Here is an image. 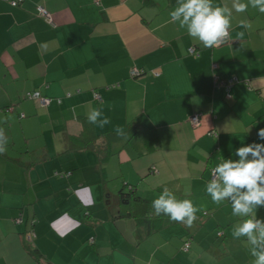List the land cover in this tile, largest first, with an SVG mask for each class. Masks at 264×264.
I'll list each match as a JSON object with an SVG mask.
<instances>
[{
	"label": "crops",
	"instance_id": "1",
	"mask_svg": "<svg viewBox=\"0 0 264 264\" xmlns=\"http://www.w3.org/2000/svg\"><path fill=\"white\" fill-rule=\"evenodd\" d=\"M12 1L0 0V264H253L256 246L233 231L253 212L264 222V205L233 215L206 185L221 157L264 144V13L233 10L229 41L205 48L171 21L176 0ZM92 108L111 123H89ZM127 125L130 136L106 139ZM125 184L150 201L165 188L190 199L197 219L151 215L154 230L117 219Z\"/></svg>",
	"mask_w": 264,
	"mask_h": 264
},
{
	"label": "clouds",
	"instance_id": "2",
	"mask_svg": "<svg viewBox=\"0 0 264 264\" xmlns=\"http://www.w3.org/2000/svg\"><path fill=\"white\" fill-rule=\"evenodd\" d=\"M258 9L264 13V0H231V7L227 4L214 5L213 0H176L175 8L169 13L172 22H178L179 27L186 29L187 34L198 40L205 48L220 47L229 41L232 27L233 10L238 13L247 11L248 7ZM241 26L250 28L251 25L242 21ZM244 33H237L243 37ZM97 94V93H95ZM89 123L103 128L111 123L108 117L103 116L102 110L92 108L87 113ZM115 133L124 136L125 130L115 126ZM260 140H264V128L257 132ZM7 137L4 129L0 128V154L6 151ZM264 144L253 142L241 146L236 150L240 157L238 161L220 159L222 163L212 169L215 179L207 182L206 192L212 201L220 205L225 198H231L232 214L246 216L257 205H264ZM251 154V159H249ZM246 189V191H241ZM235 193V195H234ZM155 215L161 214L169 217L171 221L191 226L197 219L195 207L190 199H177L172 191L165 188L156 199L152 201ZM259 230V241L253 233ZM247 236L249 242L256 246L252 249V256L256 257L253 264H264V222L253 218L243 220L233 231V237ZM257 248L260 250L257 251Z\"/></svg>",
	"mask_w": 264,
	"mask_h": 264
},
{
	"label": "trees",
	"instance_id": "3",
	"mask_svg": "<svg viewBox=\"0 0 264 264\" xmlns=\"http://www.w3.org/2000/svg\"><path fill=\"white\" fill-rule=\"evenodd\" d=\"M35 14H36V12H35ZM193 52H196V51L193 50V48H189L188 49V53L193 54ZM133 70H135V69H133ZM133 70L130 72L131 76H138V75L140 76L138 70L136 71V74L133 75L132 74ZM232 80H234V79H232ZM228 82H225L226 85L220 83V84H217V86H219V85H223L224 86L225 85V87H229L230 85L233 84V82H232L229 85ZM42 97H46V96H42ZM46 98L50 99V102H51V100H52L51 98H49V97H46ZM132 130H133L132 125H129V126L127 125V127L125 128V135L130 136L133 133ZM120 137H123V136H118L115 132H113V133L107 134V138L106 139L109 140V141H116ZM110 154H112V153L108 149L107 150V155H110ZM117 198H118V202H120V204H123V206H124L125 203H126V205L124 206V210L118 211L117 214L115 216H113V217H115L117 219L130 217V218L135 219L136 221H141V223L146 222L148 224L147 230H152V229L154 230V229L157 228V224H155V222H153V223L151 222L152 225L149 224L150 223L149 220H150L151 215L152 216L155 215L154 209L151 206L152 205V201L143 199V198L139 197L138 195H136L135 189L133 188V186H129L128 184L123 185L117 191ZM159 216H164V215L161 214ZM92 242H93V239L91 238L90 239V243H92ZM27 250H28L30 255H32L33 257H35V259H37V261H39V255L40 254H38L39 252H38L37 249H32V250L31 249H27Z\"/></svg>",
	"mask_w": 264,
	"mask_h": 264
},
{
	"label": "built area",
	"instance_id": "4",
	"mask_svg": "<svg viewBox=\"0 0 264 264\" xmlns=\"http://www.w3.org/2000/svg\"><path fill=\"white\" fill-rule=\"evenodd\" d=\"M18 1H22V0L12 1L11 4L13 6H15V5L18 4ZM35 12H36V15L38 17H41V18L49 21V15H48L47 11L44 8L36 7ZM136 71L137 70H133L132 74L135 75ZM232 81H234V80H230L228 82V84L230 85L232 83ZM27 97L29 99L37 100L39 105L42 106V107H45V106L49 105V103H50V99H48L46 97H42L38 92L29 93ZM94 99L96 101H100L101 100V98H100V96L98 94H94ZM189 123L191 124V126H196L199 123V117L198 116H193V117L189 118ZM211 134H212V132H211ZM212 135H215V134L213 133ZM212 179H215V176L212 175V171H211V180ZM218 235H220V233H218ZM188 249H189V244L185 243L183 245V247H182V250L183 251H187Z\"/></svg>",
	"mask_w": 264,
	"mask_h": 264
}]
</instances>
